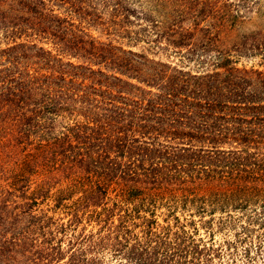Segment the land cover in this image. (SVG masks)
I'll return each mask as SVG.
<instances>
[{
  "label": "trees",
  "instance_id": "obj_1",
  "mask_svg": "<svg viewBox=\"0 0 264 264\" xmlns=\"http://www.w3.org/2000/svg\"><path fill=\"white\" fill-rule=\"evenodd\" d=\"M5 2L0 55L9 67L0 70V155L10 150L19 159L10 172L0 169V264H98L103 252L118 264H201L183 229L156 233L155 221L145 219L140 238L128 211L114 225L112 210L104 209L103 219L93 210L101 228L76 229L84 216L90 222L89 209L100 207L116 179L132 183L125 202L142 196L154 204L137 185L161 184L158 169L175 170L177 160L192 155L223 164L208 176L216 193H264V71L239 69L230 50L218 49L209 71L170 69L73 29L43 0L19 1L20 14ZM184 42L181 35L169 41L179 49ZM251 43L252 50L264 48ZM66 57L78 62L64 63ZM125 155L135 159L126 171L116 162ZM50 199L52 209H38ZM61 210L65 222L55 217Z\"/></svg>",
  "mask_w": 264,
  "mask_h": 264
},
{
  "label": "rangeland",
  "instance_id": "obj_2",
  "mask_svg": "<svg viewBox=\"0 0 264 264\" xmlns=\"http://www.w3.org/2000/svg\"><path fill=\"white\" fill-rule=\"evenodd\" d=\"M4 1L3 7L13 6L19 13L17 3L25 0ZM43 1L53 14L68 18L73 29L77 26L97 42L141 55L150 63L191 74L204 73L213 68L214 61L209 56L218 49L230 50V59L239 69L264 71V48L251 49V42L264 44V0H105L104 5L101 0H83L82 3L79 0ZM79 7L80 11L77 10ZM152 24L159 27L158 31L165 38H155L156 32H151ZM180 35L185 41L181 49L169 43L177 41ZM5 47L6 41L0 29V51ZM43 47L52 46L47 44ZM188 51L194 54L187 55ZM198 54L203 58L198 59ZM5 61L6 58L0 55V70L9 67ZM67 61L78 62L74 58H63L64 63ZM1 120L2 116L0 127L3 126ZM58 122L57 131L63 123ZM160 142L164 144L162 140ZM3 149V144H0V152ZM9 152L0 155V169L8 172L16 167L19 159ZM192 156L193 159L177 160L175 170L169 164L167 170L158 169V183L161 184L137 185L141 187L137 193L153 196L154 204L142 196L125 202L129 195L127 189L132 183L116 179L105 197L101 196L100 207L89 209L90 222L87 216L83 217L77 233L83 227L86 234L96 233L101 228L103 224L95 222L93 210L101 213L102 219L104 209L112 210L114 225L128 211L137 217L131 218V229L140 238L148 228L145 219L147 222L155 221L152 228L156 233H161L163 228H169L171 234L183 229L194 238V245L201 251V255L193 256L199 257L197 262L201 261V264H264V193H216L219 188L208 183V176L214 175L212 171H220L223 164L215 163L214 159L206 162ZM134 160L132 155L131 159L125 155L117 158L116 162L126 171ZM161 163L160 167H165L166 161ZM36 184L31 186V191L36 189ZM150 188L153 189L150 191ZM51 193H57L56 189ZM143 198L145 202L141 201ZM53 206V199H50L38 209L47 210ZM134 209L139 211L137 216ZM49 215H52L51 211ZM55 217L63 218L64 222L68 219L62 210L57 211ZM188 248L192 250L193 247L190 245ZM99 257L98 264H118L119 259H113L108 252L99 254Z\"/></svg>",
  "mask_w": 264,
  "mask_h": 264
}]
</instances>
